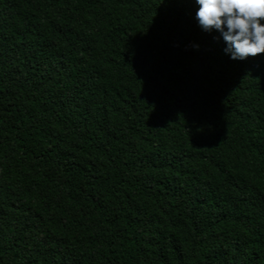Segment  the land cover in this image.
Here are the masks:
<instances>
[{"label": "trees", "instance_id": "16d2710c", "mask_svg": "<svg viewBox=\"0 0 264 264\" xmlns=\"http://www.w3.org/2000/svg\"><path fill=\"white\" fill-rule=\"evenodd\" d=\"M196 0H0V264H264V54Z\"/></svg>", "mask_w": 264, "mask_h": 264}, {"label": "clouds", "instance_id": "9594fccd", "mask_svg": "<svg viewBox=\"0 0 264 264\" xmlns=\"http://www.w3.org/2000/svg\"><path fill=\"white\" fill-rule=\"evenodd\" d=\"M196 19L205 31L218 30L233 59L264 54V0H196Z\"/></svg>", "mask_w": 264, "mask_h": 264}]
</instances>
